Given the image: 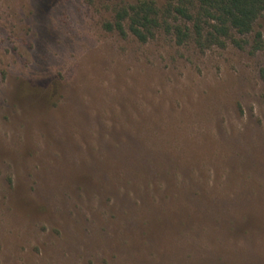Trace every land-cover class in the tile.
<instances>
[{
  "label": "rangeland",
  "instance_id": "374dc122",
  "mask_svg": "<svg viewBox=\"0 0 264 264\" xmlns=\"http://www.w3.org/2000/svg\"><path fill=\"white\" fill-rule=\"evenodd\" d=\"M138 1L0 0V264H264V12L104 28Z\"/></svg>",
  "mask_w": 264,
  "mask_h": 264
},
{
  "label": "trees",
  "instance_id": "16d2710c",
  "mask_svg": "<svg viewBox=\"0 0 264 264\" xmlns=\"http://www.w3.org/2000/svg\"><path fill=\"white\" fill-rule=\"evenodd\" d=\"M159 7L155 1L140 0L118 10L107 31L126 34L145 44L162 31L172 35L178 45L193 40L200 48L224 47L231 33L244 36L264 12V0H167ZM176 21H180L176 24ZM238 45L237 42L233 41ZM254 51H264L260 33H255ZM264 79V67L261 70Z\"/></svg>",
  "mask_w": 264,
  "mask_h": 264
}]
</instances>
